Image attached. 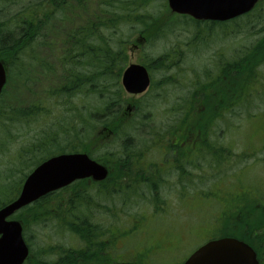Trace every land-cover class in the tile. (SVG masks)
<instances>
[{
  "label": "trees",
  "instance_id": "obj_1",
  "mask_svg": "<svg viewBox=\"0 0 264 264\" xmlns=\"http://www.w3.org/2000/svg\"><path fill=\"white\" fill-rule=\"evenodd\" d=\"M155 1L158 0H92L96 7V13L94 14L91 9H87V7H93H90L85 0H28L26 5L21 7L18 5L21 10L12 14L8 21L0 23V61L4 63L8 74V84L4 92L13 84L14 71L18 70L19 67V72L21 68L26 69V63H24L22 56L37 43L46 30L52 29L56 23V31L62 35L60 40L56 39L57 43L50 42L48 44L46 41L43 43V45H50L52 48H55L56 44L59 45V57L55 61V65H42V72L40 73L42 78L50 81V87L46 90V99L38 102L37 105L34 104L31 108L21 110L14 111L0 107V122L6 120L9 125L12 124L11 121L13 120L29 123L53 117L56 121V123L49 126L54 131H42L41 140L37 144H32L26 151L23 149L15 155L17 165L15 170H11V172L22 170L21 172L24 171L26 179L39 164L54 155L66 152H84L92 157V152L97 150L95 139L100 145L98 149H104L107 146L106 138L111 137L116 140L118 137L123 139L127 136L126 128L130 125L127 122L122 123L121 117L127 118L128 115H126L125 100H122L123 92L119 84L123 64L128 62L125 49L128 38H126L122 26L131 23L141 24L143 28L139 32L140 34L135 33V35L139 34L151 40L159 38L171 27H167L163 22L162 12L155 14L147 10ZM163 1L166 2V0ZM164 8L165 6H163V11ZM69 11L73 13L75 11L86 12L91 18L74 25L71 29H67L68 21L65 12ZM19 16H23V18L20 19ZM83 16L80 14L77 19H81ZM119 31L121 33L117 36ZM262 32L264 33V30ZM242 54V57L227 64L226 69L222 67V70L228 72L229 79L242 74L250 78L258 75L256 77L258 80L260 76L258 68L264 64V36L249 47L244 48ZM154 64L156 70H160L165 66L161 60H156ZM54 77L55 82L53 81ZM209 79H211L210 76L207 77L206 84L209 88H212L213 82ZM111 87H119L114 97L111 96L109 90ZM254 95H257V90H249L246 99L250 100V97ZM193 97L194 94L192 99ZM95 98L100 101V106L95 107V109L86 106V102L93 101ZM82 100L83 104L80 102ZM58 106H62L63 109L57 110ZM233 108L234 106L231 109ZM88 109L93 111L85 113L84 111ZM194 110L195 108H193ZM71 111L75 112L73 117ZM45 115L47 116L44 117ZM230 116H236L235 112H232ZM184 117V122L187 123V113ZM228 118L230 117L213 116L207 118L212 119V123L207 129L195 128L197 122L194 124L195 126L193 124L188 126L183 132L189 136L188 139L198 131L204 137L207 136L213 149L217 152V163L221 164L225 157L224 149L227 151L231 146L221 144L213 137L219 138L222 133H226L229 129ZM217 120L218 122L225 121L222 126L217 127V124L214 125ZM193 121L195 123L196 117ZM174 125L178 126L177 123ZM193 126L194 128H192ZM216 127L220 129L219 132L216 131ZM132 129L135 130V127H132ZM175 129L179 130L177 127ZM9 133L7 129L6 139L1 142L0 153H6L7 150L11 151L14 138L13 136L10 137ZM98 133L100 136L97 135ZM155 136H158V138ZM150 138V142L153 146H156V149L160 148L162 141L169 139L170 143L164 145V147L167 154L170 149L173 154V162L176 165L178 164V158L192 156L193 154V143L189 142L187 138H178L177 140L174 136L168 135L166 137V135L161 136L154 133H151ZM99 139L104 143L99 142ZM155 139L157 140L156 144H154ZM125 140L127 143L118 153L110 152L94 158L110 168L111 175L103 185L109 183L113 189H110L107 185L102 188V184H95L87 180L77 182L59 193L40 200L16 215L15 218L19 219L24 226L25 237L31 247V256L26 264H81V261L85 260L88 262L96 261L100 264L110 256V253H107V248L113 249L114 252L115 243L121 238L124 239L123 231H128L123 224L115 222V220L119 221L118 215L116 216V214L110 212L116 210V204L119 203L120 197L133 195L132 193H135L134 189L145 196H148L145 192L149 193L150 196H154L151 199L152 201L149 202L150 207H152L149 215L155 222H160L170 215L166 214V206L171 203L168 201L169 194L162 195L159 189L155 187L159 180L154 181L152 170L151 172L146 170V166L133 154L134 150L130 146L132 139L126 138ZM183 144L186 146L184 152ZM147 145V149H151V145L149 143ZM202 147L206 150L209 149L208 143H205ZM256 150L254 153L262 151L261 147ZM37 152L40 154L47 153V155L45 157L40 156ZM227 156L231 165L235 167L234 154L231 153ZM172 163L167 161L166 164L171 166ZM131 165L143 167L145 175L138 176L131 171L129 167ZM25 179L13 180L8 193L11 195L14 193V197L0 203V208L19 195ZM180 183L182 184L181 181ZM14 184L17 185L16 188ZM126 185H131V187L126 189ZM95 189L98 191V196L100 195V203L91 199V193ZM179 191L183 193L181 190ZM104 203H110L112 208L104 206ZM117 206L119 210L124 208L130 210V207H132L129 205ZM146 211L148 210L143 209L136 214L140 220H136L133 224V235L136 234V228L145 222L146 219L143 220L141 216L142 214H148ZM255 212L258 214L259 211L255 210ZM103 213L111 214L114 227L105 226L106 219L104 218L106 217ZM232 218V221H228L225 226L218 225L221 227L218 229L221 233L216 232V234L224 237L235 235L245 239L241 228L234 229L236 227L234 223L238 220L234 216ZM254 220L260 222L261 217L258 216ZM32 227L45 230L51 227L52 233L60 237L67 234L70 244L56 247L47 245L36 251L32 241ZM100 229L102 234L97 235L95 231H100ZM87 238L89 239L86 240Z\"/></svg>",
  "mask_w": 264,
  "mask_h": 264
},
{
  "label": "rangeland",
  "instance_id": "obj_2",
  "mask_svg": "<svg viewBox=\"0 0 264 264\" xmlns=\"http://www.w3.org/2000/svg\"><path fill=\"white\" fill-rule=\"evenodd\" d=\"M85 1L89 3L90 7H93H87V9H91L95 14L96 7L92 0ZM27 2L28 0H0V23L8 21L11 15L20 11V7L26 5ZM18 5H20V7H18ZM163 6H165L164 11ZM147 10L155 14L162 12L161 17H163V19H167L170 12L167 4H164L163 0L155 1ZM80 14L84 16L81 19H77V16ZM65 17L68 21L67 29H71L74 25H78L91 18L88 13L79 11H75L74 13L72 11L65 12ZM19 18L22 19L23 16H19ZM170 20L174 21V26L166 30L159 38L153 40L148 39L150 42L144 47L142 54L138 51L129 54L130 49H132V42L142 38V35H135V33H139L143 28L141 24L131 23L127 26H122L126 38H128L125 43V49H127L130 55L128 57L131 58V63L137 62L138 55L141 56L140 58L145 57V63L151 66L154 72L152 75L153 84L148 92L143 95H128L123 90L122 100L130 101L128 103L136 102L139 105V109L137 108L135 111H130L127 118L121 117L122 123L127 122L130 125L126 128L127 136L123 139L117 136L118 139L116 140L111 137L106 138L105 141L107 146L104 149H98L100 145H98L95 139L94 142L96 143L97 150H92V156L94 158L110 152L118 153L121 148L124 147V144L127 143L125 139L130 138L132 139L130 146L132 150H134L133 154L139 158L142 164H151L152 173L159 175H157L159 181L155 184V187L159 189L162 195L170 194L168 201L171 202L166 206V214L170 215L161 220L159 225L152 226L151 221L153 219L149 215L152 211L149 202L152 201L151 199L152 197L154 198V196H150L147 192H145V194L148 196H145L138 191L136 192L135 189L133 190L135 192L132 193L133 195H124V197H120L119 203L116 204V210L110 213L116 214V216L118 215L119 221L115 220L116 223L125 221L124 227L133 231V224L136 220H140L137 218L136 214L140 213L138 212L140 210L147 209L148 211L146 212L148 214H142L141 216L143 220L146 219L145 222L138 226V228H136L137 231H135L136 235L139 236H136L137 239L139 238L138 243L119 240L115 243V249H117L120 254H138V251H142L148 244V246L151 247L161 246L164 248L163 251H167L175 246L178 249L177 253L174 249L173 255L165 256L164 259L166 261L173 258L176 260L185 259L200 246L203 240L201 237L202 233L208 234L213 228V225L218 227L216 221L220 213L219 206L210 207L211 204L200 196L202 195L208 198L210 203L214 205H217L218 200L224 201L223 191L220 192V190H222L219 184L220 181H227V179H230L237 187L239 184L238 180H243L244 184L259 188L258 190H254L256 193L264 195V149L258 157L255 155L253 158L247 159L250 153L249 147L257 151L256 149H258V146L262 147L264 145H262L264 141V82L260 84V80L256 78L258 75L252 78L242 74H238L232 79L223 77L220 83L215 84L213 86L214 88H212L210 95L211 105L203 112L204 116H201L197 120L198 123H195V128L207 129L212 123V119L207 118L214 116L213 113L216 110L214 106L215 103L218 104V110L221 113H224V110L232 108V106L240 107L238 110L242 111L240 112V116L236 115L228 118L227 124L229 129L226 133H222L219 138H213L221 144L231 146L227 149L226 153L227 155H231V153L232 155L234 154V158L236 159L234 164H236V166L233 167L230 165L231 169L227 170V173H229L227 174L228 176H226V174H207L205 170L210 163V157H201L199 159L195 157L193 162L202 168L203 173L198 174V180L194 182V185L186 183L181 184L180 180H178L177 165L181 167L183 164L182 161L178 162L176 167H171L172 173L166 169L167 165L163 167L158 166L160 163L164 164L165 161L173 162L172 152H170L169 149L167 154V150L164 147V145L170 143L169 139H166L164 142L162 141L159 149H156V146H153L150 142L151 133L161 136L166 135V137L168 135L174 136L177 140L178 138H189L183 131L191 125L190 118L193 113L194 101H188L192 90L187 88L188 86H186V83L188 85H190V83L193 84L196 82V76H198L199 79H203L206 72H211L217 52H223L222 54L227 60L233 57L234 60L238 59L242 57L244 48L249 47L264 36L262 32V30H264V3L257 11L250 15L249 18H245L247 25H243L245 24L243 21L244 19L224 23L220 27L208 23L196 24V22H191L187 17L185 18L178 15L172 16L167 21ZM167 24L168 23L165 25ZM56 27L57 24L55 23L52 29L46 30L37 43L30 47L22 56L24 63H26V69L21 68L19 72V67L18 70L14 71V76L12 77L14 79L13 84L7 88L0 99V107L9 108L14 111L21 110L31 108L34 104L37 105L38 102L46 99V90L50 87V81L42 78L40 73L42 72V65H55V61L59 57V45L56 44L55 48H52L50 45H43V43L45 41L48 44L50 42L57 43L56 39L60 40L62 38V35L58 34L56 31ZM120 33L121 31H119L117 36H119ZM196 50H201L203 52V58L199 57L198 51ZM216 58L219 59L220 57L218 56ZM156 60H161L166 65L160 68V70H156L154 67V62ZM167 68L170 69L167 70ZM260 71H262L261 68ZM219 79V77L213 75L209 81L217 82ZM53 81L55 82V77ZM258 84L261 86L260 93L257 95L259 100L251 97L250 100H247L246 96L249 90H257L256 86ZM118 88L119 87H111L109 89L111 96H116V90ZM252 101L250 112H248L247 110L249 107L246 104ZM80 102L83 104V100ZM128 103L125 102V109L130 108ZM100 104L97 98L93 101L86 102V106L93 109L100 106ZM56 109L62 110L63 107L58 106ZM88 111L91 112L93 110L88 109L84 112L88 113ZM186 111L188 117L187 123L184 122ZM71 115L73 117L75 112L71 111ZM46 116L47 115L44 117ZM224 121L218 122L217 127L219 125L222 126ZM11 123L12 124L9 125L6 120H1L0 122V149L2 140L6 139L5 135L7 129L8 132H10L9 136H13L14 138V141L11 139V141H13L11 151L7 150L6 153H0V203L6 202L7 199L14 197V193L12 195L8 193L9 186L13 183V180L18 181L21 178L25 179L24 171L21 172L22 170H17L11 172V170H15L17 165V162H15V155L23 149L26 151L32 144H37L38 141L41 140L42 131H54V129H50L49 126L56 123V121L51 117L40 119L38 122L34 121L27 123L13 120ZM175 123H177L178 126H175ZM194 126L192 128H194ZM132 127H135V130L132 129ZM176 127L179 130L175 129ZM217 127L216 131L219 132L220 129H217ZM258 132H260V134ZM197 133H194L188 141L193 143L198 140L201 143H208L210 147L209 138L201 135L199 139ZM97 135H99V133ZM155 137L158 138V136ZM101 139H99V142L104 143ZM154 142V144H156L157 140L155 139ZM148 143L151 145V149H147ZM183 147L184 152L186 148L185 144H183ZM4 149L5 147L3 148V152ZM37 154L44 157L47 155V153L40 154L39 152H37ZM183 159L190 160L191 156H183ZM190 165L193 164L190 163ZM129 167L131 171L135 172L138 176L141 177L145 175V169L143 167L135 165ZM115 172H117L116 169ZM187 175L190 176L192 180H195L197 177L192 171H188ZM129 179L133 181L131 178ZM106 185L110 189H113L109 183ZM106 185H103L104 187L102 186V188H105ZM16 187L17 185H15V188ZM129 187H131V185L125 186L126 189ZM179 189L186 196L179 193ZM229 196L238 203H244L243 207L246 209L252 210L251 205L245 203L244 199H239L235 191H231ZM191 198H194V200ZM91 199L93 201L100 200L97 189L92 191ZM117 205H120V207H122V205H129L134 208L130 207V210H128L130 214L125 215L119 212V207ZM262 205H264V201ZM106 206L112 208L110 203H107ZM255 206H257V204H255ZM255 210H253L252 213H254ZM261 212H264V210L261 209ZM110 213L109 215L111 216ZM222 213L223 211L221 215ZM231 215L236 217V219L242 217L240 213L235 214L231 212ZM259 215L264 219V213ZM12 219L15 220L14 217ZM104 219H109V221L104 222L106 225L114 223L112 218ZM169 227L173 228V233ZM52 232L53 230L51 227H49L48 230L32 227V241L36 251L47 245L56 247L58 245L68 246L70 244V239L67 234L60 237L54 235ZM262 233L263 232H261V234ZM193 235L196 236L195 239L192 237ZM49 236H51V238H49ZM126 237H128V234ZM135 247L137 249H135ZM182 263L183 262H179L178 264Z\"/></svg>",
  "mask_w": 264,
  "mask_h": 264
},
{
  "label": "water",
  "instance_id": "obj_3",
  "mask_svg": "<svg viewBox=\"0 0 264 264\" xmlns=\"http://www.w3.org/2000/svg\"><path fill=\"white\" fill-rule=\"evenodd\" d=\"M173 13L196 20L228 21L251 12L260 0H168ZM147 70L130 66L123 75V86L130 94H142L150 86ZM7 83V72L0 61V96ZM108 169L86 154L52 157L38 166L25 180L18 198L0 209V264H24L30 249L23 227L8 218L40 199L85 179L102 182ZM186 264H260L254 251L235 239H220L200 248Z\"/></svg>",
  "mask_w": 264,
  "mask_h": 264
},
{
  "label": "flooded vegetation",
  "instance_id": "obj_4",
  "mask_svg": "<svg viewBox=\"0 0 264 264\" xmlns=\"http://www.w3.org/2000/svg\"><path fill=\"white\" fill-rule=\"evenodd\" d=\"M222 53L223 52H220V53L217 52L215 55L214 62H213V66L217 67L218 71L222 69V67H225L227 65V59L225 58V56H223ZM218 56L220 57L219 59L216 58ZM219 60L220 61L222 60V63H220ZM211 92H212V89L209 91V95L208 93H205V96L207 97L199 98V90H198V94H197L198 108H195V110L193 111L192 113L193 116L200 117L201 115H203V112L207 110V107L211 105V102H210ZM212 97H213V94H212ZM217 105H218L217 103L214 104L216 108V110L214 111L216 114H214V116L222 115L224 117H230V115H232L231 108L224 110V113H221L218 110ZM197 135H199V139H200V136H201L200 132H198ZM204 144L205 143H201L198 140H196L195 142H193V154L191 156V159L185 160L183 159V157L177 159V163L180 161L183 162L181 167L177 165V170H178L177 175H179L178 180H180L182 183L187 182L188 184L189 182H191L192 185H194V182L198 180V174L203 173L202 168H200L198 164L193 162L195 157L197 159L201 157H208V156L210 157V159L208 158L210 160V163L207 169L205 170L207 174L209 175L211 173L213 175L226 174V176H228L227 174L229 173H227V170L230 169V161H229V157L227 156L225 149H224V156H225L224 160L226 162L223 160V163L221 164L218 163L217 165V160H216L217 152H215L211 144H210L209 149L206 150L205 148L202 147ZM250 152L254 153L255 150L253 148H250ZM190 163H192L193 165H190ZM166 169L171 170L169 166H166ZM188 171H192L194 174L197 175L195 180H192L191 177L187 175ZM199 171H202V172H199ZM238 182L239 184L237 185V187L234 185V183L230 181V179H227V181L222 180L219 182L221 189H222L220 190V192L223 191L222 193L224 196V199H223L224 201L218 200L217 204H219L218 206H221L225 212H234V213L240 212V213L247 214V215L246 214L243 215L244 219L240 222V227H241L242 232L244 233L245 239L243 238H240V239L245 241L255 250L257 257L259 259V262L261 264H264V219L261 218L260 222L256 220H250L252 216L255 213H257V212L252 213L253 210L256 209V211H259L258 215L264 213V212H261V209L264 210V205H262V202L264 201V195H259L258 193L254 191V190L259 189L256 186L246 185L244 184L243 180L242 181L238 180ZM231 191H235L239 199L240 198L244 199L245 203L250 204L253 210H248L245 207H243L244 203L241 204L233 200L232 197L229 196ZM255 204H257V206H255ZM261 232L263 233L261 234ZM95 233L97 235H100L102 234V231L101 230L95 231ZM88 239L89 238H87L86 240ZM148 245L147 247H144L142 251H138V254H131V253L120 254L117 249H115L113 252V249L107 248V253H110V256L107 259L103 260L100 264H168V260L166 261L164 259L166 256V254L163 253L164 248H162L161 246L151 247ZM135 249L137 248L135 247ZM81 264H98V263L96 261L88 262L87 260H85V261H81ZM172 264H176V263H172Z\"/></svg>",
  "mask_w": 264,
  "mask_h": 264
},
{
  "label": "bare ground",
  "instance_id": "obj_5",
  "mask_svg": "<svg viewBox=\"0 0 264 264\" xmlns=\"http://www.w3.org/2000/svg\"><path fill=\"white\" fill-rule=\"evenodd\" d=\"M168 0H166V2H167ZM168 3H169V1H168ZM1 97V96H0ZM130 109V108H129ZM45 161H43L41 164H43ZM41 164H39V166L41 165ZM85 180H92V181H94L93 179H85ZM85 180H83V181H85ZM29 206V205H28ZM28 206H26V208H28ZM13 216L12 217H9L8 219L10 220V221H14L13 219ZM183 264H186L185 262H183Z\"/></svg>",
  "mask_w": 264,
  "mask_h": 264
}]
</instances>
